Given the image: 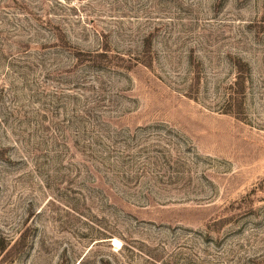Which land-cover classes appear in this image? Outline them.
I'll list each match as a JSON object with an SVG mask.
<instances>
[{"label": "rangeland", "instance_id": "1", "mask_svg": "<svg viewBox=\"0 0 264 264\" xmlns=\"http://www.w3.org/2000/svg\"><path fill=\"white\" fill-rule=\"evenodd\" d=\"M0 264H264V0H0Z\"/></svg>", "mask_w": 264, "mask_h": 264}, {"label": "bare ground", "instance_id": "2", "mask_svg": "<svg viewBox=\"0 0 264 264\" xmlns=\"http://www.w3.org/2000/svg\"><path fill=\"white\" fill-rule=\"evenodd\" d=\"M114 242H115V244H117V243H118V241H117V240H115Z\"/></svg>", "mask_w": 264, "mask_h": 264}]
</instances>
